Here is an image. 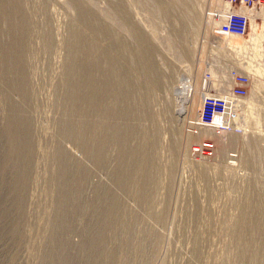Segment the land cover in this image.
<instances>
[{
  "label": "rangeland",
  "instance_id": "rangeland-1",
  "mask_svg": "<svg viewBox=\"0 0 264 264\" xmlns=\"http://www.w3.org/2000/svg\"><path fill=\"white\" fill-rule=\"evenodd\" d=\"M215 9L0 0V264H264V1ZM205 71L248 79L230 130L190 127Z\"/></svg>",
  "mask_w": 264,
  "mask_h": 264
},
{
  "label": "built area",
  "instance_id": "built-area-1",
  "mask_svg": "<svg viewBox=\"0 0 264 264\" xmlns=\"http://www.w3.org/2000/svg\"><path fill=\"white\" fill-rule=\"evenodd\" d=\"M264 0H221L225 11H211V19L217 21L212 27L215 37H242L249 28V11ZM248 79L244 74L233 71L232 84L226 92L218 93L210 90L209 73L205 71L200 82L201 102L190 127H203L213 133L230 130L231 118L237 101L246 93ZM216 91V90H215ZM199 138L191 145L193 155L206 156L213 151V143L208 139Z\"/></svg>",
  "mask_w": 264,
  "mask_h": 264
},
{
  "label": "bare ground",
  "instance_id": "bare-ground-1",
  "mask_svg": "<svg viewBox=\"0 0 264 264\" xmlns=\"http://www.w3.org/2000/svg\"><path fill=\"white\" fill-rule=\"evenodd\" d=\"M219 11H220V10H219ZM222 11H225V9H222ZM208 15L210 16V15H211V12H208ZM250 15H252V14H251V11H249V18H250ZM187 79H188V78H187ZM179 85H181V82H180ZM185 85H186V83L183 82V83H182V87H184ZM189 90H190V89H189ZM219 93H220V92H219ZM188 94H189V91H188ZM200 102H201V99H200ZM190 122H191V121H190ZM190 122H189V123H190Z\"/></svg>",
  "mask_w": 264,
  "mask_h": 264
}]
</instances>
